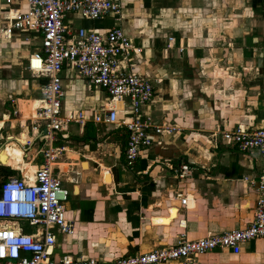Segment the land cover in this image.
Wrapping results in <instances>:
<instances>
[{"label": "crops", "instance_id": "obj_1", "mask_svg": "<svg viewBox=\"0 0 264 264\" xmlns=\"http://www.w3.org/2000/svg\"><path fill=\"white\" fill-rule=\"evenodd\" d=\"M120 3V14L100 20L75 14L71 22L101 33L121 26L130 37L131 64L156 86L143 109L154 141L136 166L127 167L128 131L121 123L129 120L130 107L74 70H63L64 111L84 112L90 120L63 132L71 152V183H65L72 192L67 217L74 231L57 234L56 256L113 260L170 247L181 236L243 228L264 199L258 188L264 156L240 151L224 137L238 126L264 128V0ZM12 9L0 0V30L16 15ZM41 43L39 33L27 29H14L11 38L0 35V143L16 139L22 145L31 137L25 123L35 114L46 78L33 75L27 64ZM110 108L119 112L117 124L93 121ZM87 125L96 140H83ZM162 126L169 130L156 132ZM18 143L0 150V165L33 180L43 157L25 153ZM29 154L31 162L25 160ZM181 163L192 167L191 177H176ZM197 264H264V239L244 243L239 253L216 249Z\"/></svg>", "mask_w": 264, "mask_h": 264}, {"label": "built area", "instance_id": "obj_2", "mask_svg": "<svg viewBox=\"0 0 264 264\" xmlns=\"http://www.w3.org/2000/svg\"><path fill=\"white\" fill-rule=\"evenodd\" d=\"M15 7L16 15L8 17L0 35L11 38L14 29L37 31L41 49L30 55L27 67L37 77H45L43 96L30 120L31 137L22 147L25 153L42 154L31 180L25 173L9 175L0 184V264H163L182 261L197 264L203 255L216 249L241 251L244 243L264 239V199L257 202L254 219L246 227L208 235L198 239L181 236L170 247H160L145 253L127 255L113 260L56 256L58 233H73L74 225L67 217L71 189L64 178L58 159L67 151L63 134L72 123H87L84 112L64 111L66 91L62 72L69 68L85 79L91 87L104 90L110 99L125 102L131 109L129 120L121 125L128 131L125 150L126 166H136L142 153L153 144L149 120L143 109L155 97L154 82L135 70L131 57L135 48L121 26L104 33L84 26H74L71 15L100 20L120 14V0H6ZM17 6V7H16ZM17 111L14 110V114ZM118 110L107 109L93 117L95 122L117 124ZM167 127H156L164 133ZM227 142L240 151L264 156V128L255 131L242 126L225 132ZM178 178H188L192 167L181 163L174 168ZM264 189V176L259 181ZM187 204V198L182 199Z\"/></svg>", "mask_w": 264, "mask_h": 264}, {"label": "rangeland", "instance_id": "obj_3", "mask_svg": "<svg viewBox=\"0 0 264 264\" xmlns=\"http://www.w3.org/2000/svg\"><path fill=\"white\" fill-rule=\"evenodd\" d=\"M27 123L29 124L30 121L26 122L25 124L27 125ZM12 141H16L18 143V141L16 139H3V141L0 143V150L8 143L12 142ZM19 145H21L20 143H18ZM71 144V143H70ZM22 146V145H21ZM24 149V148H23ZM40 156H42V154H39ZM32 155L29 154V156H25V160L28 162H31ZM71 152H69L68 150L65 152H62L61 157L58 159L62 160V162H60L61 164V170L63 171V173L65 174L64 178L70 177L71 178ZM39 157V156H38ZM33 165H36L37 163H31ZM38 167L36 168L37 171ZM35 171V172H36ZM34 172V174H35ZM26 174V173H25ZM9 175H16V171L14 168L10 167V166H4V165H0V184L5 180V178H7ZM27 175V174H26Z\"/></svg>", "mask_w": 264, "mask_h": 264}, {"label": "trees", "instance_id": "obj_4", "mask_svg": "<svg viewBox=\"0 0 264 264\" xmlns=\"http://www.w3.org/2000/svg\"><path fill=\"white\" fill-rule=\"evenodd\" d=\"M87 131L86 134L83 137V140L86 142H91L92 140H96V133H95V129L91 126V125H87Z\"/></svg>", "mask_w": 264, "mask_h": 264}]
</instances>
